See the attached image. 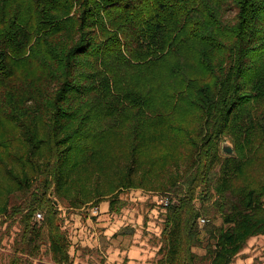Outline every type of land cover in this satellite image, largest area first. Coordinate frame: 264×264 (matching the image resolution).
I'll use <instances>...</instances> for the list:
<instances>
[{"label": "trees", "instance_id": "obj_1", "mask_svg": "<svg viewBox=\"0 0 264 264\" xmlns=\"http://www.w3.org/2000/svg\"><path fill=\"white\" fill-rule=\"evenodd\" d=\"M131 190L170 201L152 264L264 235V0H0L8 264H75L59 208Z\"/></svg>", "mask_w": 264, "mask_h": 264}, {"label": "rangeland", "instance_id": "obj_2", "mask_svg": "<svg viewBox=\"0 0 264 264\" xmlns=\"http://www.w3.org/2000/svg\"><path fill=\"white\" fill-rule=\"evenodd\" d=\"M225 144L231 146L228 142ZM120 198L126 203L120 212L110 211L108 202L74 210L59 208L63 228L71 239L70 253L73 257L78 255L76 251L81 241H93L94 238L103 236L105 230H111L110 240L117 245L126 246L128 249L130 246L141 248L143 258L130 261L128 257L120 256L109 262L103 255H98V257H94L97 263L90 264L153 263L162 229L160 207L163 206L162 201L166 197L161 194L131 190L121 192ZM10 242L9 236H5L0 241V264L9 263ZM34 264H48V262L46 258H42L35 260ZM232 264H264V235L250 239L246 248Z\"/></svg>", "mask_w": 264, "mask_h": 264}, {"label": "crops", "instance_id": "obj_3", "mask_svg": "<svg viewBox=\"0 0 264 264\" xmlns=\"http://www.w3.org/2000/svg\"><path fill=\"white\" fill-rule=\"evenodd\" d=\"M94 231L96 230L94 229ZM111 236V230H105L103 236L94 238L93 241H81L76 251L78 255L74 257L75 264L97 263L94 257H98V255H103L109 262L120 256L128 257L130 261L132 259L143 258L141 248L130 246L128 249L126 246L117 245L114 241L110 240Z\"/></svg>", "mask_w": 264, "mask_h": 264}, {"label": "built area", "instance_id": "obj_4", "mask_svg": "<svg viewBox=\"0 0 264 264\" xmlns=\"http://www.w3.org/2000/svg\"><path fill=\"white\" fill-rule=\"evenodd\" d=\"M169 203H170V201H169V199H168L167 197L164 198L163 201H162V204H163L164 206H168ZM95 210H96V209H95ZM36 218H37V219H42V214H41V213H37ZM201 221H202V222H205L204 219H202Z\"/></svg>", "mask_w": 264, "mask_h": 264}, {"label": "water", "instance_id": "obj_5", "mask_svg": "<svg viewBox=\"0 0 264 264\" xmlns=\"http://www.w3.org/2000/svg\"><path fill=\"white\" fill-rule=\"evenodd\" d=\"M222 150L224 153H227V154H232L233 153V148L232 146L228 145V144H223L222 146Z\"/></svg>", "mask_w": 264, "mask_h": 264}]
</instances>
